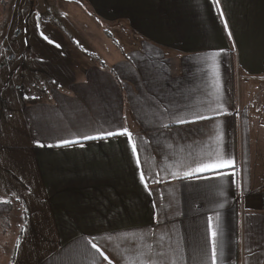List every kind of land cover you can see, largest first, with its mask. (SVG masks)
Listing matches in <instances>:
<instances>
[{"label":"crops","instance_id":"crops-1","mask_svg":"<svg viewBox=\"0 0 264 264\" xmlns=\"http://www.w3.org/2000/svg\"><path fill=\"white\" fill-rule=\"evenodd\" d=\"M62 1L65 16L127 24L138 41L0 106V176L21 173L9 193L25 217L10 264H212L209 218L216 264H264V0ZM124 129L135 155L108 136ZM218 154L233 167L185 175Z\"/></svg>","mask_w":264,"mask_h":264},{"label":"rangeland","instance_id":"rangeland-1","mask_svg":"<svg viewBox=\"0 0 264 264\" xmlns=\"http://www.w3.org/2000/svg\"><path fill=\"white\" fill-rule=\"evenodd\" d=\"M62 2V0L0 2V29L3 19H7L3 30L0 31H3L2 40L0 33V49L5 48L3 57H0V81L4 73L12 76L4 93H0V97L3 95L0 106L5 110L12 106L10 103L14 98L24 100L33 96L40 97L51 84L61 78L77 75L78 68L88 63L100 65L104 59L109 60V56L105 54L110 50L116 49L118 54L113 55L118 56L121 49L126 50L138 41V36L127 24L116 28L108 23L92 24V20L89 21L84 16L85 13L78 14L76 11L72 13L73 15L69 13L65 16L68 9ZM24 26L27 27L25 33L21 30ZM41 33L43 36L47 35L53 43L44 44L39 39L43 37ZM108 35L112 38H108ZM262 93L264 94V84ZM257 126L253 148V178L254 186L261 188L264 185V110L258 118ZM21 157L23 161L25 158ZM6 158V161H9L11 153L8 152ZM18 173L13 171V174L6 173L0 176V195L6 201L11 200L8 202L14 205L9 217L8 237L3 236L0 231L1 243L8 238V243L0 254V264L11 263V256L20 240L25 221L22 204L12 200L9 193L18 179L22 178L21 173L20 175Z\"/></svg>","mask_w":264,"mask_h":264},{"label":"snow or ice","instance_id":"snow-or-ice-1","mask_svg":"<svg viewBox=\"0 0 264 264\" xmlns=\"http://www.w3.org/2000/svg\"><path fill=\"white\" fill-rule=\"evenodd\" d=\"M217 5H218V0H217ZM43 36V33H41ZM43 39L47 40L49 43H53V41L49 40L47 36H43ZM59 47V45H56ZM203 119V117H201ZM184 122V121H182ZM114 135H126L128 137L129 142H132V134L128 132L127 129H124L123 132L121 133H108V136H114ZM86 139H96V137H85ZM75 143L74 141H69L65 140L63 141V145L67 146L69 144ZM132 152L135 155L137 153V147L134 142H132ZM139 159L137 158V164L139 165ZM234 161L231 159H224L222 155H217V158L211 162H204L201 163L200 166L192 171L186 172V176H190L193 174V171L200 172V171H212L215 169H220V168H230L233 167ZM174 175H177L174 173ZM140 179L142 182H144V186L147 189L148 185L145 182V173L141 172ZM158 182V181H157ZM222 194V193H221ZM223 207V205H221ZM218 219V218H217ZM209 228L211 231V241H212V248H211V260L212 264H216L217 259H218V244H217V230L212 228V223H211V218H209ZM93 248H96L97 252H100V249L95 245L92 244ZM101 255H104L103 252L100 253ZM222 255V252L219 253ZM105 260H108L107 256H104ZM109 264H112V261L109 260Z\"/></svg>","mask_w":264,"mask_h":264},{"label":"trees","instance_id":"trees-1","mask_svg":"<svg viewBox=\"0 0 264 264\" xmlns=\"http://www.w3.org/2000/svg\"><path fill=\"white\" fill-rule=\"evenodd\" d=\"M4 3V2H3ZM14 208V205L11 202L8 201H0V231L3 236L8 237L9 233V217L12 213ZM8 243L7 241L1 243L0 242V254L5 248V245Z\"/></svg>","mask_w":264,"mask_h":264}]
</instances>
